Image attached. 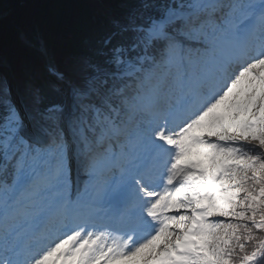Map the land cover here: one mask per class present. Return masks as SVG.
Instances as JSON below:
<instances>
[{
    "label": "trees",
    "instance_id": "16d2710c",
    "mask_svg": "<svg viewBox=\"0 0 264 264\" xmlns=\"http://www.w3.org/2000/svg\"><path fill=\"white\" fill-rule=\"evenodd\" d=\"M3 2L0 0V5ZM153 5L154 0H35L16 7L0 21V55L13 65L21 91L39 121L49 125L51 114L46 111L54 104H62L65 93L62 86H55L46 79L43 63L35 53L20 46L15 37L16 27H31L45 33L55 48L60 68L86 86L85 79L94 70L112 68L109 54L115 53L135 32L125 23L143 22ZM3 77L0 72V123L11 105L9 98L1 93L7 90ZM116 84L111 79L99 82L101 97L98 100L105 111L114 105L112 96L108 95L113 92L112 95L117 96ZM251 135L250 143L245 146L258 157L260 170L256 180L259 186L264 184V131ZM243 213L241 217L264 215L256 204ZM233 225L235 229L225 254L228 262L239 260V255L250 252L255 247L254 241L263 237L262 232H254L237 217L233 218Z\"/></svg>",
    "mask_w": 264,
    "mask_h": 264
},
{
    "label": "rangeland",
    "instance_id": "374dc122",
    "mask_svg": "<svg viewBox=\"0 0 264 264\" xmlns=\"http://www.w3.org/2000/svg\"><path fill=\"white\" fill-rule=\"evenodd\" d=\"M32 31V30H31ZM198 47L195 48V52L196 49ZM198 52V51H197ZM169 65H167L166 68L161 67L160 66V72L162 73L161 75H163V79L161 81H165L168 77L169 73ZM264 66H259L258 70L259 71H263ZM252 81L254 82H250L249 87L250 90H248L247 92H241L239 93L240 96L243 97V99H246L250 96L251 92L255 91V88L257 90H261L262 92H264V80H259L255 75H251ZM153 79H151L149 81V83H152ZM163 87H166V85H163ZM142 89V94L144 96V88L141 87ZM163 89V88H162ZM166 89V88H165ZM143 96H139L138 100H143ZM149 97H151L150 95H148ZM136 101V99H133L131 101V104H134V102ZM256 107L258 106V104H251V106L249 107ZM238 112V115H236L238 118H242L244 116L243 112ZM236 116L233 117L236 118ZM237 120V119H235ZM233 120V121H235ZM24 120H21V123ZM235 124V123H234ZM26 126V124H25ZM243 124H241L240 126H236V127H232V129H228L226 131H224V135L226 137L227 140L230 141H234V142H238L241 141L244 137H245V129L242 127ZM18 129H20V126L18 127ZM121 136L123 134H120ZM110 137V136H109ZM100 150H104L103 148L100 147ZM247 180V182L245 183V188H250L251 190H253V180L254 177L252 175H250V178L248 179L247 177L245 178ZM237 180H234L231 183H228L229 186H232V184H234V182ZM242 181L241 183L244 182V180H240ZM261 194H264V188H262L260 190ZM236 196V197H235ZM249 196H247V194L245 192L242 191L241 188H237L234 190H228V188H226V186L222 189L220 195H219V201L216 202V207H214L213 209V213L215 215L219 216V224L218 225H211V228H215L214 232L211 231V229H206L203 233V238L205 241H207V247H206V252H210V254H212V258L210 260V262H214L216 264H224L221 261V252L222 249L225 246V243L227 242V236L230 232L231 229V222H232V214L240 212L244 207H247L251 201V198H249ZM167 242V241H164ZM160 250V248H159ZM207 255L203 254L201 256V260L204 261L206 260ZM144 263H146V261H143ZM142 262H131L130 264H140ZM117 264V263H116Z\"/></svg>",
    "mask_w": 264,
    "mask_h": 264
},
{
    "label": "bare ground",
    "instance_id": "6f19581e",
    "mask_svg": "<svg viewBox=\"0 0 264 264\" xmlns=\"http://www.w3.org/2000/svg\"><path fill=\"white\" fill-rule=\"evenodd\" d=\"M225 53H227L224 49H221V51L217 52L216 54V58H223L225 56ZM230 90H237L236 86L232 85L229 88ZM175 232V228L169 230L166 235H165V239L166 237H168L169 235H172ZM158 242H159V238L156 237L153 240L148 241L146 244H144L142 247H139L137 250H135L134 252L128 253L126 256L119 258L118 260L123 261L125 264L130 263L131 261H135V260H148L149 258H151V256L153 255V251L158 249ZM47 254L43 253L40 258L43 259V264H48L47 263ZM38 258L34 261V263L38 264Z\"/></svg>",
    "mask_w": 264,
    "mask_h": 264
},
{
    "label": "water",
    "instance_id": "95a60500",
    "mask_svg": "<svg viewBox=\"0 0 264 264\" xmlns=\"http://www.w3.org/2000/svg\"><path fill=\"white\" fill-rule=\"evenodd\" d=\"M33 0H6V3L0 7V20L8 15V13L16 6L22 3H30Z\"/></svg>",
    "mask_w": 264,
    "mask_h": 264
}]
</instances>
